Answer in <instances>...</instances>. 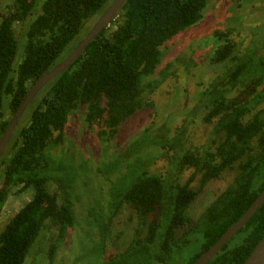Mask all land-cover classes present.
<instances>
[{
	"label": "trees",
	"instance_id": "16d2710c",
	"mask_svg": "<svg viewBox=\"0 0 264 264\" xmlns=\"http://www.w3.org/2000/svg\"><path fill=\"white\" fill-rule=\"evenodd\" d=\"M109 2L11 0L10 10L3 12L0 1V109L7 96L9 107L15 108L30 84L72 49L85 22L97 17ZM205 5L206 0H126L110 26L32 100L13 151L1 163L5 162L0 172V205L14 189L15 193L31 189L32 195L0 231V264H24L46 221L57 228L47 252L52 262L67 230L76 224V190L95 175L103 178L105 172L108 200L102 205L100 197L88 206L96 240L82 257L84 264H191L264 189V87L259 88L264 80V51L256 55V42L239 51L230 27L214 30L219 45L211 61L221 67L198 96L201 119L211 124L201 152L187 151L179 133L169 137L166 123L144 129L117 158L94 168L61 146L65 124L79 105H85L86 126L96 129L103 142L145 106L161 46L195 23ZM19 37L24 39L21 54ZM250 74L255 75L236 96L231 95ZM139 149L171 151L169 169L148 171L147 155H135ZM187 167L193 168V175L181 184L180 175ZM227 168H236L233 179L199 215L190 217V205L202 186ZM197 175L196 189L189 183ZM123 203L135 212L134 235L121 251L103 258L110 221ZM263 236L264 201L205 264H241Z\"/></svg>",
	"mask_w": 264,
	"mask_h": 264
},
{
	"label": "rangeland",
	"instance_id": "374dc122",
	"mask_svg": "<svg viewBox=\"0 0 264 264\" xmlns=\"http://www.w3.org/2000/svg\"><path fill=\"white\" fill-rule=\"evenodd\" d=\"M7 2L8 0H4L3 3ZM95 19L96 16H93L85 22L74 41L80 39L90 29ZM226 27L233 28L231 40L238 45L239 51H243L248 44L256 42V55H261L264 51V0H206L201 17L161 46V63L155 74L149 78L152 82L153 79L159 80L160 75H166V77L150 93L146 94V105L123 122L110 141L104 144L99 143L94 131L86 126L85 105H79L77 113L74 112L65 124L67 135L63 142L67 144L68 149L71 148L74 158L83 162L87 161L92 165L91 168H94L106 160L117 158L144 129L151 125L157 127L164 123L170 127L169 134L175 132L174 129L188 123L187 149L193 151L201 147L208 134L209 126L201 123L193 107L197 101L198 92L220 70L221 66L211 61L213 50L219 43L214 30L223 31ZM16 28L19 29V26L16 25ZM20 38L19 54L22 52L20 44L24 40ZM19 61L20 57L16 58L14 65L17 66ZM254 75L251 74V76ZM240 86L242 85L238 87ZM31 109L32 106L26 110L22 120L28 119ZM149 153L151 155H148ZM142 154L148 155L147 170L150 172L164 173L169 167L168 158L171 153L166 155L162 154L161 150L148 152L146 149H139L135 152V155ZM76 160L73 162L75 163ZM184 170L180 177L181 182L186 181L193 172L192 168ZM233 174L234 171H226L220 178L210 181L201 188L190 206L189 213L192 218L201 212L216 192L229 183ZM108 176L106 172L103 178L95 175L90 183L87 180V186L81 184L82 186L76 190L74 211L77 227L67 232L58 252L59 255L55 257V261H60V263L49 264H73L76 258H78L75 260L76 263H85L86 259L80 258L79 255L87 254L96 240V230L88 223V206L98 202L100 197L101 204H106L109 189L104 180ZM190 185L194 188L198 186V175ZM28 197L29 191L23 193L13 191L9 195L1 206L0 230ZM110 225L103 250L105 257L121 251L132 239L135 232V217L132 210L128 206H122ZM54 230L55 227L51 223L44 224L25 264H46L45 254L49 244L53 241Z\"/></svg>",
	"mask_w": 264,
	"mask_h": 264
},
{
	"label": "water",
	"instance_id": "95a60500",
	"mask_svg": "<svg viewBox=\"0 0 264 264\" xmlns=\"http://www.w3.org/2000/svg\"><path fill=\"white\" fill-rule=\"evenodd\" d=\"M126 0H110L103 8L88 31L77 40L70 51L59 61L55 62L50 68H46L37 78V80L27 90L23 100L18 108L12 113L7 126L0 136V157L4 148L11 138L15 126L21 118L24 111L34 98L46 84L56 77L63 70L68 68L83 52L84 48L91 43L110 23L116 18L119 9ZM264 201V189L255 198L252 204L242 213V215L200 256L191 264H205L209 261L221 247L237 234L240 228L257 210ZM241 264H264V236L255 244L251 253Z\"/></svg>",
	"mask_w": 264,
	"mask_h": 264
},
{
	"label": "flooded vegetation",
	"instance_id": "af4514ba",
	"mask_svg": "<svg viewBox=\"0 0 264 264\" xmlns=\"http://www.w3.org/2000/svg\"><path fill=\"white\" fill-rule=\"evenodd\" d=\"M0 1H1V7H2V9H3L2 11H3V12H5V11H9V10H10V5H11V0H8V2H7L6 4L3 3L4 0H0ZM4 10H5V11H4ZM92 24H93V22H92ZM92 24H91V26H92ZM16 25H17V24H14V27H16ZM17 26H18V25H17ZM109 26H110V24H109L107 27H109ZM107 27H106V28H107ZM173 37H174V36H173ZM230 37H232V36L230 35ZM76 42H77V41H76ZM166 42H167V41H166ZM166 42H165V43H166ZM165 43H164V44H165ZM164 44H163V45H164ZM218 45H219V43L216 45V47H217ZM238 50H239V47H238ZM213 51H214V50H213ZM261 55H262V54H261ZM261 55H259V56H261ZM263 62H264V58H263ZM160 63H161V60H160L159 64H160ZM159 64H158V66H159ZM158 66H157V67H158ZM219 66H221V65H219ZM157 67L155 68L154 72H153L150 76H153V74H155ZM47 68H50V67H47ZM45 69H46V68H45ZM260 70H261V69H260ZM218 71H219V70H218ZM260 72H262V71H260ZM162 74H163V72H162ZM217 74H218V72H217ZM217 74H216V75H217ZM216 75L213 77V79L216 77ZM165 77H166V75H160V79H159V80H156V81H155V80L153 79L152 82H151L153 88H152L149 92H147V93H150V92H151V91H152V90H153V89L159 84V82H160L162 79H164ZM150 78H151V77H150ZM250 78H252L251 74H250V75H247L246 77H243V78L241 79V81L238 83V85H237L236 87H234V89L231 91V95L236 96V95L241 91V89L243 88V85H244L245 83L249 82V79H250ZM213 79H212V80H213ZM212 80H211V81H212ZM211 81H210V82H211ZM208 83H209V82H208ZM241 83H242V84H241ZM32 84H33V83H32ZM32 84H30V86H31ZM207 85H208V84H206L204 87H206ZM239 85H242V86L238 87ZM30 86L27 88V90L30 88ZM44 87H45V86H44ZM204 87H203V88H204ZM261 87H264V80H263L262 84L259 86V88H261ZM203 88H202V89H203ZM236 88H237V90H236ZM202 89H201V90H202ZM201 90H200V91H201ZM235 90H236V91H235ZM41 91H42V90H41ZM41 91H40V92H41ZM200 91H199V92H200ZM234 91H235V92H234ZM26 92H27V91H26ZM40 92H39V93H40ZM199 92H198V96H199ZM39 93H37V94L34 96V98H35ZM147 93H146V94H147ZM25 94H26V93H25ZM25 94H24V96H25ZM146 94H145V97H146ZM24 96H23V98H24ZM23 98H22V100H23ZM34 98H33V99H34ZM33 99H32V100H33ZM22 100H21V101H22ZM21 101L19 102V104L21 103ZM31 102H32V101H31ZM31 102H30V104H31ZM19 104H18L15 108L11 109V108L9 107V104H8V96L2 98V105H1V109H0V136H1L2 133L4 132V130H5L6 126H7V123H8V121H9V119H10L12 113L18 108ZM30 104L28 105L27 109L30 107ZM142 107H144V106H142ZM260 107H263V105H260ZM27 109H26V110H27ZM139 109H141V108H138L137 110H139ZM193 109H194V110L196 109V112L198 113V119L201 121V123H202V124H205V125H207V126H209L208 134L206 135L205 140L203 141V142H204L203 145H202L201 147L195 148L193 151H192V150L190 151L189 149H187V142H188V135H189V132H188L189 128H187L188 123L183 124L182 126L176 128V129H174L175 132H173L172 134H169V137H172L175 133H179V136H183V144L185 145V148L187 149V151H190V152H197V151H199V152H201V151L203 150V148L205 147V145H207L208 137H209V134H210L209 132H210L211 124H207V123H205V122L202 121V119H201L202 109L198 106V98H197V101H196L195 104H194ZM26 110L24 111V113L22 114L21 118L19 119L17 125L15 126V129H14V131H13V134H12L11 138L9 139V141L7 142V144H6L5 148H4L3 154H2V156L0 157V172L2 171V169H3V167H4V166H3L4 163L7 161L8 157H10L11 152L13 151L12 148H11V146H12L13 142H14L15 140L18 139V137H17V136H18V135H17L18 130H19V129L23 126V124L25 123V121L22 120V119H23V116H24ZM137 110H136V111H137ZM136 111H135V112H136ZM135 112H134V113H135ZM134 113H133V114H134ZM133 114H132V115H133ZM132 115H130L129 117H131ZM129 117H128V118H129ZM128 118H127V119H128ZM127 119H126V120H127ZM126 120H125V121H126ZM125 121H123V122H125ZM123 122H122V123H123ZM122 123H121V124H122ZM121 124H120V125H121ZM120 125H119V126H120ZM66 126H67V125H66ZM119 126H118V127H119ZM93 127L97 128L96 126H93ZM118 127H117V130H118ZM149 127H150V126H149ZM90 130H93L94 133H95V135H96V129L93 128V129H90ZM116 133H117V132H116ZM65 134L67 135V131L65 132ZM66 135H65V136H66ZM114 136H115V135H114ZM114 136H112V137H114ZM112 137H110V138H108L107 140H105V142L110 141V139H111ZM161 137H162V136H161ZM96 139H98L99 143H101V144H102V143H103V144L105 143V142L99 140V138H98L97 136H96ZM61 146H62L63 148H67V149H68L67 144H64V143H63ZM68 150H70V153L73 154V152L71 151V148H69ZM146 150H147V149H146ZM148 152H149V150H148ZM169 153H171V151H169V152H167V153H165V154L168 155ZM148 155H150V153H149ZM148 155H147V157H148ZM73 156H74V154H73ZM170 156H171V154H170ZM169 159H170V157L168 158V163H169ZM3 160H5V162H4L3 164H1ZM148 160H149V159H148ZM187 168H190V167H187ZM168 169H169V167L167 168V170H168ZM167 170H166V171H167ZM192 170H193V168H192ZM166 171H165V172H166ZM184 171H185V170H183V172H184ZM226 171H232V172L234 171V174H233V176H234V175H235V172H236L237 170H236V168H234V169H233V168H231V169L227 168V169H225V170L223 171V173L226 172ZM183 172H182V174H183ZM223 173H222V174H223ZM182 174H181V175H182ZM222 174H221V176H222ZM181 175H180V177H181ZM192 175H193V172H192L191 176H192ZM221 176H220V177H221ZM195 177H196V176H195ZM195 177H194V178H195ZM220 177H219V178H220ZM217 179H218V178H217ZM232 179H233V178H232ZM232 179H231V180H232ZM187 180H189V178H188ZM187 180H186V181H187ZM213 180H215V179H213ZM231 180H230V181H231ZM186 181L181 182V179H180L179 182H180L181 184H184ZM210 181H212V180H210ZM210 181H208L205 185H207ZM230 181H229V182H230ZM0 183H1V182H0ZM190 184H191V183H189V185H190ZM205 185H203L202 188L205 187ZM190 186H191V185H190ZM198 186H199V175H198ZM198 186H197V187H198ZM191 187H192V186H191ZM197 187H196V189H197ZM192 188H194V187H192ZM30 190H31V189L25 190V191H29V197H28V199H27L26 201H28V200L30 199L31 195H32V191H30ZM13 191H15V189L12 190L10 193H8L7 196H6V198L4 199V201L1 203V205H0V212H1V206H2V204L6 201V199L9 197V195H10ZM25 191H24V192H25ZM14 193H15V192H14ZM21 193H23V192H21ZM198 194H199V193H198ZM198 194H197V195H198ZM196 197H197V196H196ZM195 199H196V198H195ZM195 199H194V200H195ZM26 201H25V202H26ZM25 202H24V203H25ZM193 202H194V201H193ZM193 202H192V203H193ZM24 203H23V204H24ZM23 204H22V205H23ZM22 205H21V206H22ZM191 205H192V204H191ZM191 205H190V206H191ZM207 205H208V204H207ZM207 205H206V206H207ZM122 206H128V207L132 210V212H133V214H134V217H135V212H134V210H133L129 205H127L126 203H123ZM122 206H120V207L118 208V210H119ZM206 206H205V207H206ZM205 207H204V208H205ZM204 208H203V209H204ZM19 209H20V207H19ZM19 209H18V210H19ZM203 209H202V210H203ZM18 210H17V211H18ZM118 210H117L116 213L113 215L112 219H113L114 216L117 214ZM189 210H190V208H189ZM202 210H201V211H202ZM17 211H16V212H17ZM16 212H15V213H16ZM15 213H14V214H15ZM188 213H189V211H188ZM14 214H13V215H14ZM199 214H200V213H199ZM199 214H198V215H199ZM13 215H12V216H13ZM12 216H11V217H12ZM189 216H190V213H189ZM196 216H197V215H196ZM196 216H195V217H196ZM11 217H10V218H11ZM190 217H191V216H190ZM195 217H193V218H195ZM10 218H9V219H10ZM9 219H8V221H9ZM112 219H111V221H112ZM76 220H77V219H76ZM8 221H7V222H8ZM111 221H110V224H111ZM7 222H6V223H7ZM6 223H5V224H6ZM45 223H50V222L46 221ZM45 223H44V224H45ZM76 223H77V221H76ZM88 223H89V222H88ZM5 224H4V226H5ZM4 226H3V227H4ZM43 226H44V225H43ZM43 226H42V228H43ZM110 226H111V225H110ZM3 227H2V229H3ZM54 227H55V226H54ZM76 227H77V225L75 224L72 228H69V229L67 230V232L70 231V230L75 229ZM42 228H41V229H42ZM2 229H1V230H2ZM1 230H0V231H1ZM40 232H41V231H40ZM67 232H66V234H67ZM56 234H57V228L55 227L53 241L55 240ZM66 234H65L63 240L61 241L60 245L58 246V248H57V250H56V253H55L54 257H53L54 259L52 260V262H50V260L48 259L47 252H48L49 247L52 245L53 241L49 244L48 249L46 250V254H45L46 264L54 263V262H56V263L59 262V263H60V261H55V257H56V255H59L58 252H59V250H60V248H61V246H62V243H63V241H64V239H65V237H66ZM107 235H108V234H107ZM36 240H37V239H36ZM36 240H35V241H36ZM105 240H106V239H105ZM129 242H130V241H129ZM129 242H128V243H129ZM34 243H35V242H34ZM32 246H33V245H32ZM103 250H104V248H103ZM28 256H29V254H28ZM84 256H85V255H84ZM102 256H103V258H107V257H105L103 254H102ZM77 257H78V256H77ZM79 257L82 258V257H83V254L79 255ZM26 260H27V259H26ZM25 262H26V261H25ZM24 264H25V263H24ZM73 264H75V260L73 261ZM77 264H78V263H77ZM79 264H80V263H79ZM81 264H84V263L81 262Z\"/></svg>",
	"mask_w": 264,
	"mask_h": 264
}]
</instances>
